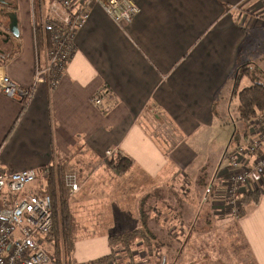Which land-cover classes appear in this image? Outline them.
Returning a JSON list of instances; mask_svg holds the SVG:
<instances>
[{
    "label": "crops",
    "instance_id": "0c3cea01",
    "mask_svg": "<svg viewBox=\"0 0 264 264\" xmlns=\"http://www.w3.org/2000/svg\"><path fill=\"white\" fill-rule=\"evenodd\" d=\"M132 1L139 12L130 24L91 8L55 87L38 85L25 107L0 92V169L53 166L78 175L81 189L67 198L76 223L72 264H117L122 244L111 238L130 232L141 239L118 264H240L233 260L242 257L264 264V190L237 221L215 190L228 116L239 118L238 105L232 108L237 71L264 59V0ZM0 3L9 22L5 32L0 21V72L31 89L33 7L46 9V0H15L10 10L9 1ZM13 14L18 35L10 30ZM243 80L241 89L251 85ZM102 88L108 98L99 109L92 98ZM195 138L207 142L193 149ZM107 151L132 159L130 170L110 171ZM227 227L238 232L230 238L240 239L244 255L227 250L225 261H210L207 252L227 238Z\"/></svg>",
    "mask_w": 264,
    "mask_h": 264
},
{
    "label": "built area",
    "instance_id": "2783aa9c",
    "mask_svg": "<svg viewBox=\"0 0 264 264\" xmlns=\"http://www.w3.org/2000/svg\"><path fill=\"white\" fill-rule=\"evenodd\" d=\"M100 5L117 23L130 24L139 12L132 0H46L39 9L41 25L49 33V42L41 53L35 49L34 82L31 89L16 85L0 72V92L25 105L32 99L33 89L42 83L55 87L75 49L76 33L85 25L93 6ZM46 15H43V11ZM33 25L35 13L33 10ZM108 91L100 89L92 98L96 108H104ZM247 136L223 152L215 190L222 194L225 211L234 219L241 217V188L264 190V113L247 122ZM113 152L107 151L111 157ZM52 166L7 172L0 169V264H55L47 248L46 237L52 230L53 203L46 192ZM65 186L73 196L81 189L76 175H65ZM212 191V189H211Z\"/></svg>",
    "mask_w": 264,
    "mask_h": 264
},
{
    "label": "trees",
    "instance_id": "16d2710c",
    "mask_svg": "<svg viewBox=\"0 0 264 264\" xmlns=\"http://www.w3.org/2000/svg\"><path fill=\"white\" fill-rule=\"evenodd\" d=\"M33 8L34 12L39 10H35L37 9V6ZM34 25L36 32V51L40 54L45 41L46 43L49 42V33L43 29L41 25V18L39 16L35 17ZM250 69L251 67H249L248 64H245L238 69L236 76V87L234 91V96L238 98V120L243 124L251 122L258 114L264 113V84L252 80L250 86L240 89V91L238 92L241 81L248 76V73L246 71ZM243 128L244 132L242 130H239L238 134L236 135L237 138L238 136H242L240 140L238 138L239 142H242L247 136V129L244 126ZM105 163L107 168L116 175L125 174L133 165L132 159L121 155L111 159L107 158L105 159ZM54 168L55 167L53 166L51 167L50 177L47 181L46 186V192L49 193L50 197L52 198L54 217L52 230L46 237L45 242L47 245H54V252L52 253V257L55 264H72V239L75 234L76 223L73 214L67 207L66 203L67 197L64 186V177L62 175L64 172V168L58 167L56 168V170ZM261 194L262 193L260 191L245 192L241 197L243 207H246L250 204H256ZM57 205L61 206V210H59V212L56 210ZM142 218V226H146L144 217ZM134 233L135 232H130L124 235H120L115 240H121L126 244L127 242L125 241V239H131ZM109 257H112V255ZM109 257H106V259H103L102 261L109 259Z\"/></svg>",
    "mask_w": 264,
    "mask_h": 264
},
{
    "label": "rangeland",
    "instance_id": "374dc122",
    "mask_svg": "<svg viewBox=\"0 0 264 264\" xmlns=\"http://www.w3.org/2000/svg\"><path fill=\"white\" fill-rule=\"evenodd\" d=\"M7 1H9L10 2V4H12V6H9V7H6L5 9H8V10H10V9H13V5H14V2H15V0H7ZM6 11L7 10H2V8H1V3H0V21H2V28H3V31H5V32H8V19L6 18L7 16H6ZM42 11H43V15H46V12H44V9H42ZM0 31H2V30H0ZM2 31V32H3ZM5 39V37L4 36H2V38H0V50H3V40ZM6 49V51H7V48H5ZM9 50V49H8ZM255 50H258V48H255ZM262 52H264V49L262 48ZM249 65H254L253 67H251V69L250 70H248V71H246L247 73H248V76L243 80V81H246V82H248L249 84H250V82L253 80V81H255V82H259V83H262V84H264V59H262L261 61H257V62H252V63H250ZM248 78H249V80H250V82H249V80H248ZM243 83V82H242ZM252 83V82H251ZM248 84V85H249ZM240 87H239V89H238V92L240 91ZM238 105V98L235 96V98H234V100H233V102H232V108L234 107V106H237ZM227 112V111H226ZM233 112V117L231 116V117H229L228 116V118H229V121H228V124H229V127H230V135H229V139H230V137H231V140H229L228 139V141H227V143H226V147L229 145V143L232 141V144H236L238 141V138H233L232 136L234 135V133L237 131V128H241V130L244 132V128H243V126H242V124H241V121H239L238 119H237V116H236V112L235 111H232ZM228 115V114H227ZM228 134H229V132H228ZM228 134H227V132H226V137L228 136ZM233 138V139H232ZM193 141V142H192ZM230 141V142H229ZM193 143V145H195V148H193V149H196V146H199V147H203L204 146V144L207 142V141H201V140H198V139H190V141H189V143ZM228 144V145H227ZM225 147V148H226ZM198 148V147H197ZM225 148H224V151H225ZM111 158H114V157H111ZM111 158H109V159H111ZM55 170H56V167L54 168ZM50 173H51V171H50ZM69 173H72V171L71 170H64V172H63V177H64V186H65V175H67V174H69ZM127 173V172H126ZM73 174H75V173H73ZM76 175V178H77V174H75ZM49 177H50V174H49ZM49 177H48V175L46 176V179L48 180L49 179ZM77 180H78V178H77ZM65 191H66V197L67 198H71L72 196H70L69 195V190L66 188V186H65ZM68 201V202H67ZM67 201H66V203H67V207L69 208V206H68V204H69V200L67 199ZM242 209H243V206H242V208H241V211H242ZM56 210L59 212V210H61V206H59V205H57L56 206ZM73 214V213H72ZM142 215H144V217H145V219L146 220H148L149 219V216L150 215H148L146 212H142ZM153 217V216H152ZM235 221H237L238 219H234ZM233 220V221H234ZM141 227H142V225H141ZM172 228L173 229H177L178 227H175V226H172ZM232 227H227V228H224V230L225 231H228L229 230V232H228V235H227V238H224L223 239V241H221V242H219V243H217V244H212V247L213 246H216V247H214L215 249H213L212 247H210V246H208V247H210L211 249H210V251L209 252H207L208 254L210 253V252H213V254L210 256V254H209V260L210 261H215V259H217V260H219V261H225V259H223L225 256H224V253L227 251V250H230V252L232 253L233 251L235 252V254H239V255H244V252H243V245H242V243H241V241H240V239H238L237 238V236H235V239L234 240H232L231 238H230V236H231V234H237L238 232L237 231H235V228H233V229H231ZM147 231H149L148 229V227L147 228H145ZM151 233V232H150ZM152 234V233H151ZM133 235V234H132ZM238 235V234H237ZM119 235H116V236H113L112 238H111V241H112V243H114V244H116V243H119V244H122V245H119L118 247H115V251L114 252H116V249L118 248V249H120V248H122L121 250H119V258H121V259H119V261L117 260V264L118 263H121V261H122V259H123V257L122 256H126V254H128V253H130V249L133 247H135L136 245H137V243H138V240H139V238L137 237V236H139L140 237V239H141V236L142 235H140V234H134L133 235V237H131V239H129V238H127V239H125V241L127 242L126 244H125V242H122L121 240H115L117 237H118ZM155 239V237L152 235V239ZM146 241H147V239L146 238H144ZM154 239L152 240V242L154 241ZM128 240V241H127ZM165 241L166 242H164V244L165 243H167L168 241H167V239H165ZM160 242H162V241H160ZM159 242V243H160ZM147 243H148V241H147ZM221 243L223 244L224 243V245H225V247L224 246H221ZM154 245L155 246H158V244H157V242L156 243H154ZM47 248L49 249V251L50 252H54V245L53 244H50V245H47ZM118 249H117V252H118ZM123 249H126L125 251L123 250ZM225 251V252H224ZM239 251H241V252H239ZM122 252H124V254L122 253ZM120 253H122L121 255H120ZM143 253V252H142ZM64 254V253H63ZM139 255V257L138 258H142V259H144V258H147L148 257V251H146V253H143V254H138ZM65 256V255H64ZM164 255H163V253H157V255H156V262H161V261H163V257ZM247 258V257H246ZM229 259H230V261H232L231 259H232V257H231V254H230V257H229ZM250 259V258H249ZM244 260H245V262H244ZM243 260V257H242V259H234L233 261H235V263H240V264H247V259H244ZM107 264H110L109 262L107 263Z\"/></svg>",
    "mask_w": 264,
    "mask_h": 264
},
{
    "label": "water",
    "instance_id": "95a60500",
    "mask_svg": "<svg viewBox=\"0 0 264 264\" xmlns=\"http://www.w3.org/2000/svg\"><path fill=\"white\" fill-rule=\"evenodd\" d=\"M10 30L13 34L18 35V27H17V19H16V15H10Z\"/></svg>",
    "mask_w": 264,
    "mask_h": 264
}]
</instances>
